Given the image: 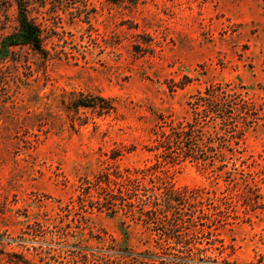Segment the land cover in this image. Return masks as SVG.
<instances>
[{
    "label": "rangeland",
    "instance_id": "rangeland-1",
    "mask_svg": "<svg viewBox=\"0 0 264 264\" xmlns=\"http://www.w3.org/2000/svg\"><path fill=\"white\" fill-rule=\"evenodd\" d=\"M40 1L45 54L0 51V264H161L148 225L68 204L85 177L155 163L159 115L182 119L209 83L244 86L264 107V0ZM17 27L16 1L0 0V41ZM80 92L115 109L69 107ZM242 146L260 168L264 114ZM168 169L177 188L229 193L225 177L191 162ZM218 232L230 253L221 264H264L263 209L239 202Z\"/></svg>",
    "mask_w": 264,
    "mask_h": 264
},
{
    "label": "trees",
    "instance_id": "trees-1",
    "mask_svg": "<svg viewBox=\"0 0 264 264\" xmlns=\"http://www.w3.org/2000/svg\"><path fill=\"white\" fill-rule=\"evenodd\" d=\"M18 27L1 38L0 51L28 46L45 54V27L34 17L37 0H15ZM48 0H41L45 5ZM72 0H51L61 4ZM6 55L5 53H3ZM188 80V77H186ZM186 81L181 82V87ZM182 119L160 114L148 151L156 162L144 168L101 170L85 177L70 207L82 212H123L137 218L158 236L157 247L166 254L161 264H221L230 255L219 239L238 203L249 210H264V164L257 170L244 155L246 130L261 118L260 107L246 87L209 83L188 100ZM264 106V104L262 105ZM69 107H92L100 113L115 109L112 99L101 94L78 93ZM120 153L111 158L116 159ZM191 162L225 177L227 191L204 196V191L177 188L168 166ZM246 165V167H245ZM217 250V251H216ZM214 254V256H212ZM211 259V261H207Z\"/></svg>",
    "mask_w": 264,
    "mask_h": 264
}]
</instances>
